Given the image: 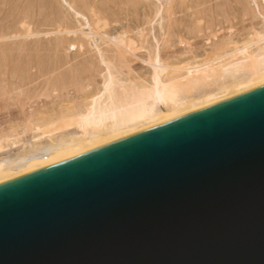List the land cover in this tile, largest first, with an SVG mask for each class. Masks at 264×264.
Masks as SVG:
<instances>
[{
  "label": "water",
  "instance_id": "95a60500",
  "mask_svg": "<svg viewBox=\"0 0 264 264\" xmlns=\"http://www.w3.org/2000/svg\"><path fill=\"white\" fill-rule=\"evenodd\" d=\"M0 264H264V85L1 183Z\"/></svg>",
  "mask_w": 264,
  "mask_h": 264
},
{
  "label": "rangeland",
  "instance_id": "374dc122",
  "mask_svg": "<svg viewBox=\"0 0 264 264\" xmlns=\"http://www.w3.org/2000/svg\"><path fill=\"white\" fill-rule=\"evenodd\" d=\"M176 1L179 3L185 0ZM190 1L194 3L195 7L183 11L184 13L178 12L177 18L182 17L185 20H179L181 24L178 22L175 27L177 31L169 25L170 18L167 8L169 7V0H55V2L54 0H29V2L28 0H0V5H2L0 6V20L2 19L0 23V140L6 141L12 137L19 139V136L24 138V134L27 136L26 140L32 134L31 132L38 127L44 128L46 127L45 124L49 125L50 122L61 124L62 120H68L69 114L79 110V106H85L98 99L109 102L110 96L123 98L143 90L142 86L144 85L151 87L153 67L148 62L155 63L157 60L158 64L163 66L161 76L167 78V75L171 74L175 68L203 64L209 61L208 59L222 58L239 48L246 47L251 52L264 46V0H256L255 3L254 0ZM186 2L190 3L189 0ZM241 4L244 5V10L240 8ZM55 13H59V16L54 15ZM187 13L188 15L189 13L195 14V16H186ZM197 13L199 14L196 15ZM57 16H61L60 19L62 18L65 22L64 26L67 27L64 29L67 28L68 30L71 27L68 31L73 33L58 34V30L49 25L51 21L52 24L57 22ZM112 17L116 20L114 21ZM36 23L40 25L39 30L36 29L39 27ZM61 35H64L63 41H67L66 44L64 42L65 46L67 43L71 46L70 41L72 45H76V50L74 49L75 45L74 47L71 46L70 49L64 50V53L50 55L51 58L54 57L51 59L47 56V51L44 52L40 49L54 46L55 37H57L55 42H58ZM69 35L71 38H68ZM76 36L75 41L77 42V39L78 42L83 41V44L81 42L82 45L72 39ZM65 37L69 40H66ZM86 37L87 39H85ZM85 42L90 43L88 47L87 44L84 45ZM78 46L84 48V51L92 50L89 54L96 53L95 58L91 54L93 57L91 62L89 61L85 64L86 66L81 67L82 71L80 66L75 71V75L78 77L75 75L72 77V74L71 77H67L69 79H63L65 82L60 79L56 82L57 88H55V79L53 80L54 76L51 74L57 70L59 72L55 73L56 77L63 70L66 74L68 73L67 71L72 68L70 63H73L69 59V54L76 52ZM4 47L7 49L5 50ZM24 47L28 49L25 50ZM8 48L12 49L9 50ZM13 49V53L10 52ZM15 49H20V53ZM22 50L23 52L29 51L21 54ZM8 51L12 60L9 63H3L1 59L6 58L5 55H8ZM29 52H33L32 55H29ZM41 52H44L46 56L42 55L44 53ZM34 53L39 55L37 56L38 59L34 58ZM97 53L102 54V56L97 57ZM59 55L64 59H62L63 62L61 61V64H64L62 66L58 63L60 62L58 59L61 60V58L56 59ZM81 58L78 60L84 59V57ZM37 60L41 65L43 64V69L56 65L58 69L52 68L50 69L51 73H48L49 75L46 73L47 75H43V77L41 74L39 78L36 75L38 68L35 67ZM54 60L57 61V64ZM78 60L74 62H78ZM67 67L69 70H66ZM79 70L81 73H78ZM60 81L64 83L62 84ZM9 87L11 89H8ZM74 129L77 128L74 127Z\"/></svg>",
  "mask_w": 264,
  "mask_h": 264
},
{
  "label": "bare ground",
  "instance_id": "6f19581e",
  "mask_svg": "<svg viewBox=\"0 0 264 264\" xmlns=\"http://www.w3.org/2000/svg\"><path fill=\"white\" fill-rule=\"evenodd\" d=\"M70 1H72V0H70ZM186 1H188V0H185L184 2L177 3L176 0H169V7H167L168 13H169V18H170L169 25L171 27H173V29L177 26L179 20L182 21L184 19L180 16H179L180 18H177L178 12L180 13L181 11L182 12L188 11L190 9H194V7H195L193 2H191L189 0V2L192 3L190 5V3L188 4V2H186ZM205 1L207 2L208 0H205ZM28 2H29V0H28ZM54 2H55V0H54ZM113 2H111V3L113 4ZM240 2H242V1H240ZM243 2H245V1H243ZM253 2L255 3L256 0H254ZM1 3H3V2H1ZM167 3H168V1H167ZM75 4H77V3H75ZM242 5L243 4L240 5L241 9L244 7V5L243 6ZM0 6H2V5H0ZM225 6H226V4H225ZM232 6H234V5H232ZM49 7H51V6H49ZM176 8H177V10H175ZM233 8H234L233 10H235V7H233ZM219 9H220V7H219ZM228 9H229V7H228ZM238 9H239V6H238ZM73 10H76V9H73ZM242 10H244V8ZM14 11H15V9H14ZM31 11H32V9H31ZM50 11H51V8H50ZM63 12H65V11H63ZM195 13H196V11H195ZM209 13H211V12H209ZM198 14L199 13H197L196 15H198ZM231 14H232V12H231ZM38 15H39V13H38ZM54 15L59 16V13L58 14L55 13ZM128 15H129V12H128ZM187 15H188V13L186 14V16ZM58 16H57L58 19L56 18L57 22H54L52 24V21H51L50 24L49 23H46V24H49L50 26L55 27V29L58 30L57 31L58 34H71V33H73L71 31H68L71 27L68 30H67V28L64 29V27H67V26L66 25L64 26L65 22L63 21L62 18L60 19L61 16L60 17H58ZM188 16H195V14L189 13ZM1 20H0V23H1ZM115 20L116 19H114V21ZM119 21L120 20L118 19V22ZM133 21H135V20H133ZM45 22L44 23L42 22V24H45ZM39 24H41V22ZM37 26H39V27H37L36 29L39 30L40 25L37 24ZM42 30H44V29H42ZM175 30H177V29L175 28ZM35 31H37V30H35ZM30 33L32 34V32H30ZM74 33H76V32H74ZM93 34H94V36H96L95 33H93ZM5 36H8V35H5ZM63 36L61 35V38H59L58 42H55L56 38H57V37H55L54 46H52L53 42H51L52 47H50V46L49 47L47 46L48 48L47 47L46 48L40 47L41 48L40 50L44 51V52L47 51L46 52L47 56H49V58H51L50 55H52V56H54V54L58 55L60 52L64 53V50H67V48L70 49L71 46L74 47L75 44L72 45V42H70V41H69V44L71 43V46L68 45V43H67V46H65L67 41H63V38H62ZM104 36H106V35H104ZM68 38H71V36ZM76 38H77V36L75 38H72V39L75 41ZM65 39H66V37H65ZM79 39L81 40V38H79ZM85 39H87V37ZM39 40H40V38H39ZM66 40H69V39H66ZM93 40H94V38H93ZM74 41H73V43H74ZM64 42H65V44H64ZM77 42H78V39H77ZM81 42L83 44V41H81ZM81 42H78V43L81 44ZM88 44H90V43L85 42L84 45H86L88 47ZM20 45H22V44H20ZM25 45H27V44H25ZM80 47L78 48V50L76 52H70V54L68 52L69 50L67 51L69 54V59L71 61H73V63H74V65H73V63L72 64L70 63V65H72V68L70 70L68 69V67H69V65H68L66 70H69V71H67L68 72L67 74L63 70L65 73L62 71V73L59 74L57 77L55 76L56 75L55 73L59 72L57 70L58 66L56 65L57 61H55V60H54L56 63V64H54V65H56L55 67L52 64L53 67L44 68V69L42 67L43 64L41 65L40 62H38V60H37L35 67L38 68L36 70V71H38V74H36V75L39 76L42 74V76L43 75L46 76L48 73H51L50 69L57 68L56 69L57 72L55 71V73L53 72V74H51L52 76L55 77V78L53 77V80L55 79L54 83H56L60 79H62V81H64L63 79H65V80L69 79L67 77L68 76L71 77L72 74H73L72 77H74L75 71L78 70L79 66H80V69H81V67L86 66L85 64L89 61L91 62V58H93L92 56L94 55V58H95V54H96V53H94V54L91 53L92 54V56H91V54H89V52H91L92 50H89V51L85 50L84 51L83 50L84 48L82 49ZM4 49H5V47H4ZM8 49L10 50L12 48H8ZM21 49H23V48H21ZM27 49L25 48V50H27ZM74 49L76 50V45H75ZM15 50H18V49H15ZM19 50H18V52H19ZM38 50H39V48H38ZM40 50H39V52H40ZM12 51H14V49L11 50L10 52H12ZM28 51H26V52H28ZM2 52H1V54H2ZM24 52L22 50L21 54H23ZM36 52H37V54H39L38 51H36ZM44 52H41V53H44ZM67 52H66V54H67ZM3 53H5V52H3ZM7 53H8V55H5L6 58L1 59L3 61V63H6V62L9 63L10 60H12V59H10L9 51ZM29 53H30L29 55H32L33 52L32 53L29 52ZM63 53H61V54H63ZM66 54H65V56L68 55V54L67 55ZM87 54H89V55L87 56ZM16 55H18V53H16ZM33 55H35V53ZM42 55L46 56L45 53ZM100 55L102 56V54H100ZM100 55L97 53L96 56L99 57ZM37 56H39V55H35L34 58L35 57L37 58ZM60 56L61 55H59V57H57L56 59L61 58V60L58 59V61H60L58 63H60V65L62 66L63 63L61 64V61L63 58H62V56L61 57ZM40 57H41V55H40ZM81 57H84V59L81 60L82 59ZM11 58H13V57L11 56ZM53 58H51V59H53ZM79 58H81V59L78 60ZM77 60H78V62H74ZM208 60L209 61H206L205 63L199 64V65L198 64H196V65L192 64V65L186 66V67L175 68L171 74L169 73V75H167V78H165L166 76L165 77L161 76L163 66L158 64L157 60L155 61V63L148 62V64L151 67H153V79H152L151 87L144 85V86H142L143 90L138 91V92H134L131 94V96L129 95V96H126L123 98H120V97L117 98L114 96H110L109 102L102 101L101 99H98V100H95L91 103L86 104L85 106H79L80 107V108H78L79 110L73 111L69 114L70 118H68V120L67 119L62 120L61 124H58L56 122L55 123L50 122L51 124L50 123H49V125L45 124L46 127H44V128L38 127L31 132L32 134L30 133L31 135L29 134L30 137L26 140H25V138H27L26 134H24L25 136L23 135L24 138L22 136L21 137L19 136V139L12 137V138L6 139V141L0 140V184L11 181L13 179L21 177L23 175H26V174L31 173L33 171H36L38 169L61 163V162L65 161V160H67L73 156L90 152V151L95 150L97 148L103 147L105 145H108V144L113 143L115 141H118L120 139H123L125 137L134 135L136 133L142 132V131L147 130V129H150L152 127H155L157 125H160V124L165 123L167 121H170L172 119L178 118L180 116L186 115L188 113L194 112L196 110H199V109L204 108L206 106H209L211 104L231 99L233 97L247 93L249 91H252V90L257 89V88L264 85V46H261L256 51H251V52L248 51V48H246V47L239 48V49L234 50L232 53L223 56L222 58L208 59ZM71 61H69V62H71ZM52 62H50V63H52ZM143 62H145V61H143ZM26 64H23V65L25 66ZM32 67L34 68V65H32ZM81 71H82V69H81ZM88 71H89V69H88ZM10 72H11V70H10ZM31 72H33V71H31ZM27 73H28V71H27ZM78 73H81L80 70ZM87 74H82V75H87ZM76 77H78V76H76ZM39 78H40V76H39ZM21 87H22V85H21ZM55 88H57V83H56ZM8 89H11V88L9 87ZM13 89H14V87H13ZM15 90H16V88H15ZM71 115H73V116H71ZM74 127H76L77 129H74ZM22 138H23V140H22Z\"/></svg>",
  "mask_w": 264,
  "mask_h": 264
}]
</instances>
